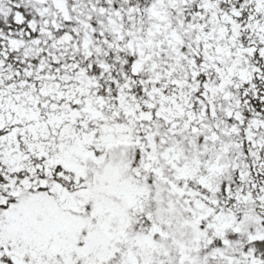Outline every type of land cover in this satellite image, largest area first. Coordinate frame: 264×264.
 Returning <instances> with one entry per match:
<instances>
[{
  "label": "snow or ice",
  "instance_id": "1",
  "mask_svg": "<svg viewBox=\"0 0 264 264\" xmlns=\"http://www.w3.org/2000/svg\"><path fill=\"white\" fill-rule=\"evenodd\" d=\"M0 264H264V0H0Z\"/></svg>",
  "mask_w": 264,
  "mask_h": 264
}]
</instances>
